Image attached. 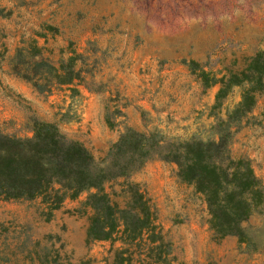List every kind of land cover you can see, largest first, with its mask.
<instances>
[{
    "label": "rangeland",
    "instance_id": "1",
    "mask_svg": "<svg viewBox=\"0 0 264 264\" xmlns=\"http://www.w3.org/2000/svg\"><path fill=\"white\" fill-rule=\"evenodd\" d=\"M259 51L264 0H0V132L24 139L35 122L54 123L107 171L118 169L112 148L123 135L142 133L151 156L103 183L109 204L134 207L136 186L169 264H264V93L240 122L228 116L246 85L216 98L220 78ZM68 70L74 78L61 84ZM229 129L227 155L249 161L263 199L238 232L220 237L205 195L167 156L219 142ZM96 191L67 194L52 210L42 197L0 200V264H118L128 245L88 236Z\"/></svg>",
    "mask_w": 264,
    "mask_h": 264
},
{
    "label": "trees",
    "instance_id": "2",
    "mask_svg": "<svg viewBox=\"0 0 264 264\" xmlns=\"http://www.w3.org/2000/svg\"><path fill=\"white\" fill-rule=\"evenodd\" d=\"M32 66L36 69L39 64L32 61ZM73 78V71L68 70L59 82L67 84ZM219 83L217 99L225 96L232 85H246L240 102L228 116L240 122L252 112L259 95L264 93V51L257 52L240 72L221 77ZM229 124L227 120L219 125ZM32 130L33 136L24 139L0 132V200L42 197L52 210L61 205L67 194L76 197L83 190L95 188L97 191L87 200L96 211L88 236L120 240L128 245L116 255L118 264L170 263L169 246L139 189L130 187L134 207L129 209L110 205L106 193L101 191L107 179L128 176L150 158V148L143 142L147 138L142 133L127 131L123 135L112 148L114 159L111 162L118 169L107 171L95 164L91 153L80 142L67 141L56 124L37 121ZM230 135L229 129L219 142L187 143L182 153L167 156L178 165L179 177L194 184L196 190L205 195L211 227L220 237L238 232L239 222L263 199L260 180L249 161L244 158L234 161L227 155ZM122 154H129L137 163H120Z\"/></svg>",
    "mask_w": 264,
    "mask_h": 264
}]
</instances>
